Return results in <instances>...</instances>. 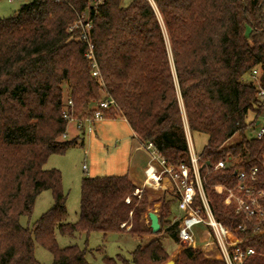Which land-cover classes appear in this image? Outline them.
<instances>
[{"label":"trees","instance_id":"trees-1","mask_svg":"<svg viewBox=\"0 0 264 264\" xmlns=\"http://www.w3.org/2000/svg\"><path fill=\"white\" fill-rule=\"evenodd\" d=\"M122 1L30 0L0 17V264H42L35 257L36 240L52 252L53 264H90L87 248L59 246L57 230L105 237L155 233L142 219L152 205L147 192L136 195L138 186L123 173L85 176L80 218L65 220L61 171L45 164L52 154L84 144V131L63 138L66 107L78 119L89 118L112 97L140 140L151 142L175 167L191 160L186 122L191 135L207 134L199 154L204 188L216 218L236 231L245 219L215 185L234 186L239 169L259 165L264 186V136L253 133L264 117V99L250 77L258 68L264 87V0ZM81 19L92 25L101 80L92 74L81 29H70ZM115 110H105V116ZM230 156L237 162L215 168ZM47 189L53 206L32 227L23 226L21 217L32 214ZM179 200L171 191L161 198L159 237L141 241L130 259L105 255L103 263L165 262L163 238L180 243V221H173ZM195 205H201L199 195ZM245 246L255 253L243 264H264V235L249 236ZM181 252L177 264H226L200 248Z\"/></svg>","mask_w":264,"mask_h":264},{"label":"rangeland","instance_id":"rangeland-1","mask_svg":"<svg viewBox=\"0 0 264 264\" xmlns=\"http://www.w3.org/2000/svg\"><path fill=\"white\" fill-rule=\"evenodd\" d=\"M29 1L30 0H0V17L13 15L17 12L16 10L20 9L23 3ZM130 1L131 0H123L122 3L126 4ZM162 25L165 27L163 21ZM67 92L68 90L66 88V95ZM115 109L113 113L111 112L106 116L107 119L97 121L93 131H86L83 145L78 144L70 147L64 153L52 154L45 164L46 168H57L61 171L62 187L67 196V216L65 219L67 222H77L80 218L81 184L85 176L125 174L128 158L131 153L130 147L133 142L131 138L132 134L128 123L120 117L123 116L120 110L117 109V107ZM251 117L252 115H250V118ZM69 124L71 125L69 128L74 130L75 124ZM69 124L67 125V129ZM186 127L188 141L189 143L192 142L195 152L199 155L208 142V135L203 132H195L191 135L187 122ZM257 127L258 125L256 128ZM252 132V130H249L250 135ZM80 134L81 133H79L77 137H80ZM64 137L65 136H63V138ZM215 188L219 192L224 193V185L216 184ZM145 191L149 194L147 190ZM152 195L154 198H148L152 205L148 207V211L144 212L142 216L143 221L148 225H150L151 221L148 213L152 210L159 213L161 208V199L158 200L156 197L159 195L163 196L164 194L156 190L152 192ZM36 200L32 214L30 216L24 215L21 217L20 221L23 226L32 227L33 224L53 206V191L51 189L42 191ZM228 200H230L229 197ZM179 206L178 204L173 205L174 213H182ZM122 226L130 229L131 224L124 222ZM56 232V238L60 247L76 244L82 249L87 248V259L90 264H104L103 257L105 255L117 257L120 254L123 258L130 259L131 251L136 249L141 241L145 245L152 239L159 237V233H153L143 237H132L128 234L120 235L113 233L105 237L103 233L99 231H92L90 234L78 232L74 235H65L58 230ZM169 240L170 239L166 237L163 238L165 245L167 244L166 249L168 251V259L165 262L174 259L177 264V259L182 253L181 251L188 247L187 242H183V240L181 241L179 238L180 243L173 246L168 244ZM35 247V257L42 264H53L54 256L50 250L37 240L35 241ZM202 250L207 257L219 259L216 256L215 250L207 249V247ZM123 258L118 261V264H127Z\"/></svg>","mask_w":264,"mask_h":264},{"label":"built area","instance_id":"built-area-1","mask_svg":"<svg viewBox=\"0 0 264 264\" xmlns=\"http://www.w3.org/2000/svg\"><path fill=\"white\" fill-rule=\"evenodd\" d=\"M85 15V14H84ZM82 15V16H84ZM91 22L79 20L78 24L70 27L81 29V37L87 44L86 57L91 61L92 74L101 80V72L95 54V45L89 36ZM260 70L255 68L250 75L251 80L259 87V96L264 99V87L259 79ZM67 105L73 106V101H67ZM116 108V101L110 97L102 100L96 105L93 117L78 119L65 108L64 116L68 123H75L76 128L82 132L93 131L95 123L106 118L105 110ZM66 135V134H65ZM64 135V136H65ZM254 135L257 138L264 136V117L259 120ZM151 150L152 160L146 168L147 182L159 185L164 176H168L175 185L176 191L180 194L178 205L182 213L177 214L173 221L179 222V238L187 242L188 247L215 250L217 258L226 264H243L248 256L255 253L252 246H245L249 236L264 235V186L260 185L261 167L254 165L248 169L241 168L237 171L238 182L234 186L224 189L234 205L236 213L241 214L245 222L238 227V231L218 220L212 210L209 197L204 188V175L201 172V157L198 155L192 142L189 143L190 163L181 164L179 167L170 165L156 147L151 143L145 144ZM232 157L222 159L216 165V169L226 168L229 164L235 163ZM264 180V162H263ZM143 188L137 187L135 194L142 195ZM199 195L201 205H195V199ZM207 234L208 238L203 235ZM241 234L245 235L242 236ZM208 244H211L208 246ZM206 246V247H205Z\"/></svg>","mask_w":264,"mask_h":264},{"label":"crops","instance_id":"crops-1","mask_svg":"<svg viewBox=\"0 0 264 264\" xmlns=\"http://www.w3.org/2000/svg\"><path fill=\"white\" fill-rule=\"evenodd\" d=\"M120 117H122L128 123V121L126 120L125 117H123V116H120ZM104 119H107V118H104ZM110 119H112V118H110ZM73 124H75V123H73ZM128 125H129V128L131 130V134H132L131 138H132L133 142L131 143V147H130L131 153H130V156L128 158L125 174H127L129 179L131 181H133L138 187H141L144 190H147L149 193L148 197L154 198V196L152 195V192H154L156 190L158 192L159 191L162 192L163 194H165L166 191L175 192L176 191L175 185L168 176H164V178L162 179V181L160 182L159 185L147 182L146 168L148 167V164L151 162H154L157 164L158 167H159V164L156 161L152 160L153 157L151 154V150L146 148L145 144L134 133V131H133V129L129 123H128ZM70 126L71 125L69 124L68 129L66 131V135L64 138H75L79 135V133H81L76 128L75 125H74L75 126L74 130L70 129L69 128ZM161 197H163V196L159 195L156 198H158V200H159V199H161ZM177 214H178V212H177ZM203 237L210 239L207 234H204ZM210 245L211 244H208V246H210Z\"/></svg>","mask_w":264,"mask_h":264},{"label":"water","instance_id":"water-1","mask_svg":"<svg viewBox=\"0 0 264 264\" xmlns=\"http://www.w3.org/2000/svg\"><path fill=\"white\" fill-rule=\"evenodd\" d=\"M150 221V226L153 230V232H158L161 228V223L159 220V215L158 213L154 212L153 210L148 213ZM162 264H176V261L174 259H170L165 263Z\"/></svg>","mask_w":264,"mask_h":264}]
</instances>
